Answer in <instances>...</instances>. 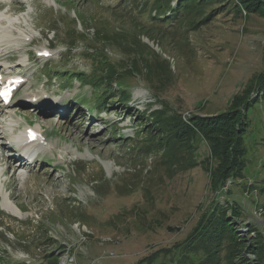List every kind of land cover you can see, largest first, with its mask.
Masks as SVG:
<instances>
[{
	"label": "rangeland",
	"instance_id": "obj_1",
	"mask_svg": "<svg viewBox=\"0 0 264 264\" xmlns=\"http://www.w3.org/2000/svg\"><path fill=\"white\" fill-rule=\"evenodd\" d=\"M222 1L223 5L227 4L212 22L191 32L187 22L181 19L155 20L152 14L156 11L155 0H145L142 4L139 0H2V19L16 22L9 33L0 31L5 49L3 59L10 52H16L6 58L11 61V68L27 59L29 51L20 47L25 35L34 40L32 49L50 46L55 52H62L49 62H36L30 53L28 68L18 70L29 78L28 87L18 95L14 108L0 107L3 136H11L13 132L21 134L23 128L32 125L47 133L51 143L48 148L53 152V156L40 158L34 168L18 165L16 173L12 169L8 172L11 179L0 180L2 264H47L44 257L52 253L59 256V264H135L185 240L198 221L199 208L213 199L209 175L202 165L172 177L160 170L164 181L150 183H157L154 206L145 205L141 190L125 196L117 191L130 182L129 176L146 175L145 185L149 182L147 179H155L153 169L158 159L140 147L139 137L147 134L139 132L142 118H135L146 115L151 105L150 111L161 108L153 103V94L147 90L149 84L141 78L139 85L131 87L132 99L126 106L100 108L97 118L87 120L82 107L93 104L85 102L91 98V89L74 80L63 87L67 78L54 74H60L65 66L69 70L88 71L89 64L82 55L86 53V45L96 37V31L99 32V26L105 25L101 36L115 33L135 36L161 59L169 61V77L173 83L166 84L160 96L170 107V113L179 112L188 118L225 112L232 98L242 92L250 79L264 72V16L249 14L245 18L238 14L232 0ZM156 16L162 19L159 13ZM47 23L59 38L48 34ZM69 29L85 34L89 42H80L77 53L63 65ZM151 29L158 31L150 33ZM56 39L58 43L52 46ZM105 52L113 60H120L121 52L117 48L106 47ZM11 70V74L15 72ZM114 88L117 89L116 84ZM30 93L40 95L38 110L21 102ZM258 95L255 92L253 99ZM60 101L70 104L69 109L74 107L68 117L60 118L57 110L50 107ZM260 108L262 111L256 107L248 113L244 180L228 182L224 193L217 196L218 203L225 207L229 202L241 206L249 225L246 227L243 223L247 220L242 219L239 232L249 239H255L259 228L264 226V208L255 206L261 200L260 194L251 190L261 178L259 173L264 161V107ZM114 133L120 134L121 140H116ZM0 143L5 144L2 137ZM208 154L206 144L201 143L197 161L203 162ZM8 163L9 168L12 163ZM4 167H0V172ZM21 173L24 178L20 177ZM97 181L107 189L99 190ZM4 205L18 206L27 213L19 219L4 211ZM142 205L149 211L147 220L129 212ZM67 206L74 207L76 217L82 214L88 224L84 226L80 220L71 219ZM260 209L263 211L259 212ZM251 226L258 232H249ZM168 228L179 230L172 232ZM46 236L53 241L44 242ZM60 246L65 249H59ZM171 263L161 256L157 264Z\"/></svg>",
	"mask_w": 264,
	"mask_h": 264
},
{
	"label": "trees",
	"instance_id": "obj_2",
	"mask_svg": "<svg viewBox=\"0 0 264 264\" xmlns=\"http://www.w3.org/2000/svg\"><path fill=\"white\" fill-rule=\"evenodd\" d=\"M142 1L139 0V3L142 4L145 0ZM223 3L222 0H155L153 5L156 11H153L155 20L164 22L181 19L183 23L187 22L186 25L191 32H195L212 22L211 20L227 4L223 5ZM232 3L238 8V14L245 18L249 14L264 16V0H232ZM219 4H222L221 8H213ZM158 13L162 19H158L159 16H156ZM104 26H99L97 29L99 32L96 31V37L91 43L85 34L74 33L70 29L66 32L68 38L66 45L69 49L67 56H73V48L80 42H89L82 57L89 62L90 73L74 71L70 77L78 78L82 86L90 87L92 95L90 101L101 109L116 105L126 106L132 99L131 87L139 84L141 78L149 84L147 90L153 94V103L161 105L160 109L150 111L151 105L146 115L143 112L142 117H135L142 118L143 121L139 132L147 134V137H139L138 142H142L140 147L158 159L153 169L155 179H147L149 182L145 185L146 175L129 177L127 175L130 182L117 191L125 196L141 190L145 205L154 206L157 200L155 193L157 183L154 185L150 183L164 181L160 170L172 177L177 172H186L202 165L209 175V188L213 195L211 202L204 208H199L198 221L184 241L177 242L172 248L156 251L135 264H157L161 256L168 258L171 264H264V226L262 229L259 228V232L256 228L249 227V232H258L256 238H244L239 232L238 225L243 220H247L243 223L246 227L249 224L248 217L244 218L241 206L229 202L225 207L217 201V196L224 193V187L228 182L244 180L248 153L244 139L250 125L248 113L251 108L257 107L262 111L260 106L264 107V72L255 74L250 79L242 92L232 98L225 112L208 116L191 115L187 118L179 112L170 113V107L160 96L167 87L166 84L173 83L169 77L171 74L169 61L161 59L135 36L130 38L125 33H115L109 37L101 36V29ZM153 31L158 30H149L150 33ZM57 37L59 38L60 35L58 34ZM106 47L120 50V60H113L105 52ZM117 83L128 88L117 90L114 88ZM255 92L259 95L253 99ZM117 135L114 133V136ZM203 142L209 154L199 163L197 151ZM259 175L261 178L251 190L258 192L261 197L255 206L259 204L264 208V161ZM99 183L98 181L96 183L99 190L107 189ZM244 186L248 187L246 184ZM227 193L229 194L230 191ZM145 205L134 207L129 212L147 220L149 211ZM73 208L69 207L68 210L70 218L80 220L86 226L88 224L86 218L82 214L77 218L76 210ZM168 230L177 232L179 229L168 228ZM39 240L36 241L40 243ZM51 241L53 239L49 236L44 239V242ZM61 248L64 247L60 246L59 249ZM44 260L47 264H59V256L54 253L45 255Z\"/></svg>",
	"mask_w": 264,
	"mask_h": 264
},
{
	"label": "bare ground",
	"instance_id": "obj_3",
	"mask_svg": "<svg viewBox=\"0 0 264 264\" xmlns=\"http://www.w3.org/2000/svg\"><path fill=\"white\" fill-rule=\"evenodd\" d=\"M20 3V2H19ZM15 11V10H14ZM48 143V142H47ZM43 150H45L44 146L42 147ZM17 150V149H16ZM17 157V156H16ZM16 157H13V158H8V159H5L4 161L6 162H11L12 165L6 169L5 171V175L8 174V172L10 171V169H12L15 173L17 172L18 168H16V166L20 165L22 166L24 164V166L27 165L28 162H26L25 160H23L22 158H16ZM26 162V163H25ZM35 163V160L34 162H32V164ZM32 164L29 165L30 167H32ZM4 175V176H5ZM20 177L21 178H24L25 175L24 174H20ZM12 178V177H11ZM3 210L8 212L9 214L13 215V216H17V218L19 217V219H23L25 217V215L23 213H21L19 211V209L16 207V206H9V205H4L3 207ZM10 244V243H9Z\"/></svg>",
	"mask_w": 264,
	"mask_h": 264
}]
</instances>
